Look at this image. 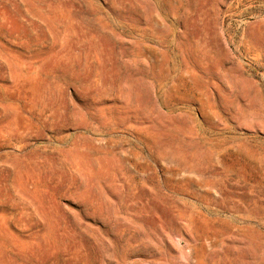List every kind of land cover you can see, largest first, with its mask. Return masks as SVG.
<instances>
[{
	"label": "rangeland",
	"instance_id": "rangeland-1",
	"mask_svg": "<svg viewBox=\"0 0 264 264\" xmlns=\"http://www.w3.org/2000/svg\"><path fill=\"white\" fill-rule=\"evenodd\" d=\"M0 264H264V0H0Z\"/></svg>",
	"mask_w": 264,
	"mask_h": 264
}]
</instances>
